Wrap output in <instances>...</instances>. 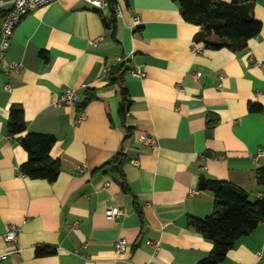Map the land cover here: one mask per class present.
Instances as JSON below:
<instances>
[{
	"label": "crops",
	"instance_id": "crops-1",
	"mask_svg": "<svg viewBox=\"0 0 264 264\" xmlns=\"http://www.w3.org/2000/svg\"><path fill=\"white\" fill-rule=\"evenodd\" d=\"M114 2L121 13L114 40L82 0H60L20 20L0 61V254L10 253L1 264H198L212 246L186 227V218L203 219L213 205L210 193L197 190L198 178L230 183L251 201L262 198L255 171L264 163V0L253 6L261 30L241 53L195 43L199 27L185 23L172 0ZM11 8L0 0L3 16ZM121 60L144 74L125 76L132 136L124 143L117 91L105 75ZM65 89L77 100L93 89L97 99L79 114L74 105L54 107ZM250 104L263 111L250 113ZM12 105L22 107L26 132L54 137L50 157L60 173L53 184L19 175L27 155L6 133ZM208 121H215L211 130ZM141 134L155 145H138ZM121 147L130 195L98 170ZM110 209L123 216L107 218ZM11 226L17 237L6 244ZM119 239L125 252L114 250ZM155 242L157 252L149 245ZM39 246L55 254L35 258ZM220 264H264V223Z\"/></svg>",
	"mask_w": 264,
	"mask_h": 264
},
{
	"label": "trees",
	"instance_id": "trees-1",
	"mask_svg": "<svg viewBox=\"0 0 264 264\" xmlns=\"http://www.w3.org/2000/svg\"><path fill=\"white\" fill-rule=\"evenodd\" d=\"M107 2L106 11L96 13L111 39L115 38L116 17L114 0ZM178 7L181 19L190 25L199 27L194 37L195 43H202L205 49H227L232 53H241L247 49L249 40L255 38L261 23L253 17V6L256 0H231L224 3L219 0H172ZM0 18L4 16L0 13ZM210 38H215L211 41ZM46 59L44 53L41 54ZM128 62L119 61L106 70L108 86L115 87L119 99L117 116L124 131V143L132 136V128L126 126V116L131 102L125 87V76L129 73ZM97 99L96 91L85 89L74 108L77 114L82 113L87 105ZM250 113H260L263 108L250 104ZM215 121L206 123L207 130L214 127ZM6 133L9 137H18L19 145L25 151L27 160L19 166V175L33 181H44L53 184L60 173V163L50 157L55 143L51 135L26 132L23 109L12 105L8 110ZM129 161L126 153L120 151L102 164L98 170L109 174L119 184L121 191L130 195L127 188L123 166ZM256 185L263 188L262 198L251 201L246 192L236 186L201 175L197 181V190L208 192L213 196L212 212L209 216L198 219L186 218V227L194 230L204 240L211 243L208 257L198 264H220L236 242L249 236L264 223V163L255 171ZM133 206L140 215L139 208L133 199ZM55 251L45 246L36 247L35 258L50 257Z\"/></svg>",
	"mask_w": 264,
	"mask_h": 264
},
{
	"label": "built area",
	"instance_id": "built-area-1",
	"mask_svg": "<svg viewBox=\"0 0 264 264\" xmlns=\"http://www.w3.org/2000/svg\"><path fill=\"white\" fill-rule=\"evenodd\" d=\"M60 0H10L12 4L11 10L4 16L0 23V61L2 60L6 50L9 47L11 36L16 28V26L19 24L20 20L29 15L33 12L48 6L49 4L58 2ZM84 6L86 9L91 11H99L103 12L107 9V2L105 0H82ZM115 17L120 18L121 13L119 9L115 6ZM133 25H138V18L133 19ZM95 42H91V45H95ZM193 51L195 53H201L200 48H193ZM12 70H16L19 68L16 64H12L11 66ZM106 73V71H105ZM130 75L135 78H142L143 73L140 70H132L130 71ZM77 101V94L72 89H65L63 94L59 97V99L54 103V107H59L61 105L64 106H73ZM137 144L146 148H152L155 145V140L152 137L146 136V135H139L137 138ZM126 148L122 149L123 153H126ZM130 163L136 164V160H130ZM191 195L197 194L196 191H191ZM105 216L107 218H119L123 216V212L119 209H110L107 210L105 213ZM17 237V230L15 227L11 226L8 228L6 235L4 236V242L6 244H12L15 242ZM149 245H152L154 247L155 252L159 249V244L157 242L155 243H149ZM127 249V243L119 239L114 243V250L116 253H122L125 252ZM10 253H4L0 254V264L1 262L9 255ZM260 257V254H256V258L258 259ZM146 264H155L153 262H149Z\"/></svg>",
	"mask_w": 264,
	"mask_h": 264
}]
</instances>
